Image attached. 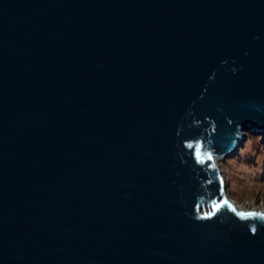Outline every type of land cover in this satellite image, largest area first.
<instances>
[{"label":"water","instance_id":"obj_1","mask_svg":"<svg viewBox=\"0 0 264 264\" xmlns=\"http://www.w3.org/2000/svg\"><path fill=\"white\" fill-rule=\"evenodd\" d=\"M246 132L264 0H0V264H264Z\"/></svg>","mask_w":264,"mask_h":264},{"label":"rangeland","instance_id":"obj_2","mask_svg":"<svg viewBox=\"0 0 264 264\" xmlns=\"http://www.w3.org/2000/svg\"><path fill=\"white\" fill-rule=\"evenodd\" d=\"M246 133L238 153L219 165L228 197L245 210L264 211V134Z\"/></svg>","mask_w":264,"mask_h":264},{"label":"bare ground","instance_id":"obj_3","mask_svg":"<svg viewBox=\"0 0 264 264\" xmlns=\"http://www.w3.org/2000/svg\"><path fill=\"white\" fill-rule=\"evenodd\" d=\"M221 162V160L218 161V164ZM225 194L228 196L227 192H225ZM239 207V206H238ZM241 209H243L242 207H240ZM255 210H257L256 208H254Z\"/></svg>","mask_w":264,"mask_h":264},{"label":"trees","instance_id":"obj_4","mask_svg":"<svg viewBox=\"0 0 264 264\" xmlns=\"http://www.w3.org/2000/svg\"><path fill=\"white\" fill-rule=\"evenodd\" d=\"M251 135L253 136V133H249V134H248V136H251Z\"/></svg>","mask_w":264,"mask_h":264},{"label":"snow or ice","instance_id":"obj_5","mask_svg":"<svg viewBox=\"0 0 264 264\" xmlns=\"http://www.w3.org/2000/svg\"><path fill=\"white\" fill-rule=\"evenodd\" d=\"M241 215H243V214H241ZM249 215H255V214L250 213Z\"/></svg>","mask_w":264,"mask_h":264}]
</instances>
